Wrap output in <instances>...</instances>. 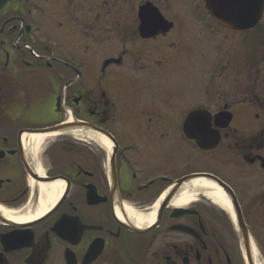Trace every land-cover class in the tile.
<instances>
[{
    "label": "flooded vegetation",
    "instance_id": "1",
    "mask_svg": "<svg viewBox=\"0 0 264 264\" xmlns=\"http://www.w3.org/2000/svg\"><path fill=\"white\" fill-rule=\"evenodd\" d=\"M75 1L82 29L68 11ZM186 2L195 30L172 20L177 0H10L3 8L0 264H256L253 250L264 264V92L202 104L204 86L222 91L223 43L261 32L264 13L239 31L219 25L206 0ZM129 18L137 30L114 29ZM189 55L198 76L217 56L225 66L198 77L199 99L188 105L170 85L185 76ZM250 55L245 67L256 63ZM209 118L218 143L204 152L186 130L200 132ZM186 177L226 187L233 213L203 194L174 207ZM57 183L62 192L46 197L42 187Z\"/></svg>",
    "mask_w": 264,
    "mask_h": 264
},
{
    "label": "rangeland",
    "instance_id": "2",
    "mask_svg": "<svg viewBox=\"0 0 264 264\" xmlns=\"http://www.w3.org/2000/svg\"><path fill=\"white\" fill-rule=\"evenodd\" d=\"M43 1L44 2L46 1L48 3V0H40L41 3H44ZM70 1H72V0H65L66 3L70 2ZM76 2L77 1H75V3H72V8L76 4ZM177 3L181 5L179 9H178ZM177 3L175 5L177 13L173 10V14L171 16H174L175 18H172V20L175 21L177 23V25H178V22H180L182 27L185 26V28H188V27L192 28L193 24L191 23V18L189 15L188 3L186 2V0H177ZM138 5H133V6L135 8H137ZM190 5H193V2H190ZM67 6H68V11H69L70 17L73 21V24H79L76 26L78 27V29H82L83 25L85 23V22H82L83 18L81 17L80 14H77L76 12H74L75 7L73 9L71 8V10H70L69 9V3H67ZM106 8H108V6ZM130 9H131V7L129 6L128 11ZM122 10H123V8H122ZM171 10L172 9H170L169 11H171ZM54 12L55 11L49 13V15H52ZM171 13H172V11H171ZM77 16L80 18V22L77 21ZM57 20L58 21H57L56 27L63 24L61 26H63L64 28H62L60 30V32L62 33V35L64 37H67V31L65 28L66 27L65 24L62 21H60L59 19H57ZM133 22L134 21L132 20V18H129L126 21L121 20V21H114L112 23L114 24V27H115L114 29H118V30L123 29L124 25H125L128 27V29L130 31H134V30H137V28H136L137 25H136V22H134V23ZM110 29H113V27H111ZM194 30H195V28H194ZM126 36H129V34H127ZM195 36L198 38V40L194 44L199 45V48L203 47V50L206 51L207 47H205L203 36H201L199 33H197ZM248 37L243 38V37H240V35H239L237 38L234 39L235 43L233 44L232 47L226 43H223V49L225 48L224 53H227L226 54L227 57L225 59V62L229 60V62H226V67H227L226 79L228 80V78H229L231 80V82H230V80L225 81L226 79H224L223 83L221 84L222 86L219 87V88H221L222 91L219 93L218 92L215 93V95H213V96H212V90L209 89V87L206 88V86L203 85L205 88H204V92H203L204 95H203L202 101H206V102L202 103V104L209 105L210 107L213 106L215 108L221 104L220 102L218 104L216 101H214L215 99H229L230 98V100L232 101L234 98H236V101H238V100H243L245 98L246 94H249V93L260 94L261 92H264V70L261 69L262 67H264V27L262 28L261 32L250 31L248 33ZM192 38L194 40H196L195 37H192ZM242 40L245 41L246 45L244 42H242ZM114 45H116V43ZM245 46H247V48H244ZM242 48H244V49L242 50ZM238 50H242V53L237 54ZM174 52H175V50L173 48H171L169 51V55L172 56V54H174ZM141 53H143V52H139L135 48V45H133V57H136ZM236 54L238 55V57L236 56ZM248 54H251L250 57L254 58L256 63H254L253 66L246 65V67H245L244 63L246 61V55H248ZM143 57L145 59L148 58L149 53L145 52ZM212 57H213V54H212ZM153 58H155V56H151L147 60H151ZM214 59L216 60V62L214 64L216 66L214 69L215 71L213 70L214 72L213 71L208 72V70L212 68V64L210 63V61H207L208 70H207L206 66L203 65L201 76H198L197 72L192 73L193 71H197L195 69V65H196L195 55H193V56L189 55L188 58L186 59V61H184L185 76L175 77L174 78L175 83L170 85V90H175V89H177V87L180 86V88H182L181 92L185 93V95L183 94V98L185 100V103L188 105L191 104L192 102H194L195 100H198L199 96H200L199 92L201 89V88L199 89V84H198L199 78L198 77H202L204 79L205 75L208 76V75L212 74L213 76H216V74L221 73L224 70L225 63L223 61H221L219 56H217V58L215 57ZM239 59H240V61H239ZM216 71H217V73H216ZM96 74H97V71H96ZM194 78H195V80H194ZM220 83L221 82H219V84ZM214 86H216V85H214ZM214 88H218V87L216 86ZM47 89H48V86L47 87L42 86V90L45 92L46 95L49 94V89L48 90ZM251 96L252 95H250V97ZM30 104H31V102L29 103V105ZM238 126H239V124H237V123H235L233 125V127H236V128ZM212 157H213V155H210L207 160H210ZM204 161H206V160L204 159Z\"/></svg>",
    "mask_w": 264,
    "mask_h": 264
},
{
    "label": "water",
    "instance_id": "3",
    "mask_svg": "<svg viewBox=\"0 0 264 264\" xmlns=\"http://www.w3.org/2000/svg\"><path fill=\"white\" fill-rule=\"evenodd\" d=\"M9 1L10 0H0V12ZM263 2L264 0H206V8L212 15L213 19L220 25L229 29L241 31L254 28L255 25L260 21L264 12ZM203 115L204 114H201L202 117ZM209 121L210 118L208 122L202 120L201 125L197 126V129H199L200 132H194L193 129L186 130V134L188 135V137L196 140V142L204 152L212 150L218 143V139L216 141V136L214 141L210 137L211 130ZM64 126L68 125L57 126L53 130H61L62 128H64ZM193 179L194 177H186L185 179H182L177 185L179 186L180 184H183L185 182H190ZM219 186L222 187L227 194H230V191L226 187L222 185ZM234 206L237 212L240 226L243 229L245 225L243 223L239 206L236 201ZM242 229L241 231L243 235ZM244 237L245 234L243 238Z\"/></svg>",
    "mask_w": 264,
    "mask_h": 264
},
{
    "label": "bare ground",
    "instance_id": "4",
    "mask_svg": "<svg viewBox=\"0 0 264 264\" xmlns=\"http://www.w3.org/2000/svg\"><path fill=\"white\" fill-rule=\"evenodd\" d=\"M44 137H39L35 141L39 144L43 142ZM63 190V184L57 183L49 186L48 188L42 187V192L46 197L54 198L58 196ZM199 194H203L206 199L211 201L216 206L223 207L227 211L233 213L231 203L225 192L212 181L206 179H195L187 182L180 191L179 197L173 200L174 207H186L197 201ZM254 249V246H253ZM256 264H262L258 260V255L253 250Z\"/></svg>",
    "mask_w": 264,
    "mask_h": 264
}]
</instances>
